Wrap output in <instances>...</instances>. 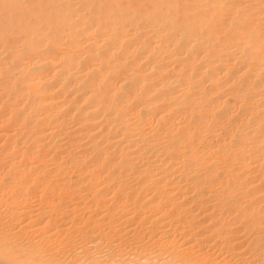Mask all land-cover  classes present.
<instances>
[{
	"label": "bare ground",
	"instance_id": "1",
	"mask_svg": "<svg viewBox=\"0 0 264 264\" xmlns=\"http://www.w3.org/2000/svg\"><path fill=\"white\" fill-rule=\"evenodd\" d=\"M0 264H264V0H0Z\"/></svg>",
	"mask_w": 264,
	"mask_h": 264
}]
</instances>
